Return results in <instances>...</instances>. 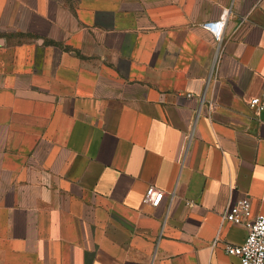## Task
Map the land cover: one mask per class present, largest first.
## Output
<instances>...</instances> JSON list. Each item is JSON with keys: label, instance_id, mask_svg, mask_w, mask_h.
<instances>
[{"label": "crops", "instance_id": "1", "mask_svg": "<svg viewBox=\"0 0 264 264\" xmlns=\"http://www.w3.org/2000/svg\"><path fill=\"white\" fill-rule=\"evenodd\" d=\"M255 97L264 0H0V264H242Z\"/></svg>", "mask_w": 264, "mask_h": 264}, {"label": "built area", "instance_id": "2", "mask_svg": "<svg viewBox=\"0 0 264 264\" xmlns=\"http://www.w3.org/2000/svg\"><path fill=\"white\" fill-rule=\"evenodd\" d=\"M229 11L226 10L221 18L204 24V28L213 32L216 44L220 48L227 24ZM250 106L260 112L264 109V97H255ZM164 191L151 186L148 188L144 201L153 206H159L164 198ZM223 219L234 224H245L249 232L244 242L227 244L225 251L229 255L237 256L242 264H264V216L252 217L249 198H242L230 204L223 214Z\"/></svg>", "mask_w": 264, "mask_h": 264}]
</instances>
